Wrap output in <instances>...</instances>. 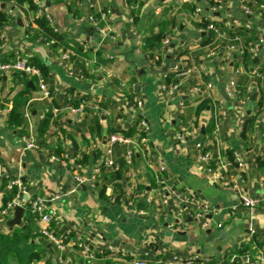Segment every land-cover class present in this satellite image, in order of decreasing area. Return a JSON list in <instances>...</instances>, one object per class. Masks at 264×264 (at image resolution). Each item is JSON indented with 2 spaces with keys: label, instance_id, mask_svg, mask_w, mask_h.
I'll return each instance as SVG.
<instances>
[{
  "label": "crops",
  "instance_id": "1",
  "mask_svg": "<svg viewBox=\"0 0 264 264\" xmlns=\"http://www.w3.org/2000/svg\"><path fill=\"white\" fill-rule=\"evenodd\" d=\"M36 1L40 11L50 16V24L56 32L66 33L84 48L92 49L91 56L96 57L95 51H98L102 57L111 58L105 64L110 73L103 74L96 64V78L84 79L78 70L79 62L64 59L62 54L65 52L55 54L52 51L32 23L33 13L26 2L6 0L1 4L0 9L10 15L13 22L1 29L0 60L12 57L17 51L26 60L33 57L47 61L49 74L56 85L53 101L60 106L51 117L49 127L53 136L46 139L45 145L37 138L36 125L40 111L48 102L35 99L36 80L33 78V87L30 86L31 92L27 93L31 98L21 108V126L7 127V112L23 85L14 73L0 74V208L9 190L7 179L19 178L25 187L21 223L11 228L0 225V232L11 235L27 224L24 215L31 214L27 208L29 201L43 195L46 210L56 221L53 224L56 233L65 237L62 251L65 264H134L135 260L165 264L170 257L180 260L206 258L208 264H245L246 255L249 264H264V169L258 171L255 163L257 156H264V102L257 110L259 91L255 88L247 94L248 97L240 98L236 83L242 84L240 79L245 68L239 55L232 53L223 59L220 48L210 53L208 45H201L205 34L191 23L194 15L191 17V13L179 8L184 3H192L200 16L218 26H245L255 36L252 42L254 61L248 66L261 69L264 84V17L247 6L254 3L251 0H189L176 6L173 4L175 0H137L135 5L130 3L131 0ZM69 4L77 7L72 6L69 10ZM132 9L137 16L134 25ZM179 10L177 27L171 30L167 36L168 44L161 49L164 55L162 67L151 65L141 47L142 38L157 27L159 20ZM101 12H107L102 25L104 33L86 21L89 15H100ZM183 49L189 54L177 58V52ZM178 68H187L188 72L178 76L175 92L164 94L165 74ZM230 82L235 84L233 90L229 89ZM207 83L211 84L209 94L212 100H223L224 114L219 121L216 139H212V130L208 126L213 106L197 111L198 104L207 95ZM133 89L142 101L140 107L131 100ZM70 91L73 98L85 97L89 105L101 99L109 102L106 108L111 111L110 115L102 123H99V114L89 107L81 114L73 115L67 108V98H64ZM253 93L254 99L251 100ZM115 107L123 118H116L118 110ZM26 109L30 112V121L23 119ZM248 115L255 116V121L253 129L242 139L240 130ZM112 119L113 127L124 128L137 125L139 119H144L148 125L150 148L162 161L166 177L212 209L200 212L198 217L195 216L197 209H192V215L186 216L164 211L159 201L161 189L153 171L138 154H135L132 167L123 164L120 177L106 169L102 171L106 178L102 184L96 187L78 184L76 174L90 177L97 166L100 157L95 156L101 154ZM93 121H97L101 128L100 136L89 129ZM29 125L37 138L31 148L25 144ZM182 127L198 128L200 135L201 128L203 132L206 128L207 144L214 145V148L228 147L239 154L243 167L238 172L233 171V183L228 187L221 186L203 165L196 162L191 151L193 143L175 141V134ZM130 136L135 139L137 132L133 130ZM56 146L64 149L66 161L51 157ZM128 147L117 144L115 159H123ZM84 155L86 162L81 164ZM131 169L135 171L133 178L129 175ZM128 185L135 192L152 198L149 204L140 201L141 214L131 213L122 201L111 196L116 191L123 193ZM102 186L110 187V194L104 189L109 198L100 195ZM242 197L254 199L256 203L252 210L242 204ZM12 217L13 211L6 220ZM249 226L257 235L254 239L248 237ZM37 230L35 221L28 223L27 239L33 248L44 250V256L29 264H64L56 261L59 251ZM78 241L88 245L95 253L93 258L87 259L80 253L75 245ZM241 244L249 246L244 253L232 251ZM108 247H113V251ZM233 255L236 258L230 262Z\"/></svg>",
  "mask_w": 264,
  "mask_h": 264
},
{
  "label": "built area",
  "instance_id": "2",
  "mask_svg": "<svg viewBox=\"0 0 264 264\" xmlns=\"http://www.w3.org/2000/svg\"><path fill=\"white\" fill-rule=\"evenodd\" d=\"M6 0H0V7L1 4ZM189 0H175L174 5L179 6L183 2H188ZM34 2L38 6V2L34 0ZM36 10V15H43L49 22L50 16L46 13H42L39 9ZM192 15H194V20H206L205 27L199 28L204 34L205 37L208 35L209 32L214 34L213 42L217 41L218 47L222 51V58H228L232 53L240 55L242 52L241 46V36L234 35L233 37H228L224 30L220 29L216 23L207 20L206 18L202 17L198 13V8H194ZM99 19L106 20L107 19V12H101L99 15ZM82 21V19H81ZM86 21L89 22L97 31L100 33H104L102 30L103 28L97 24V20L94 15H89L86 18ZM2 36V35H1ZM0 36V37H1ZM222 41V43H221ZM169 40L168 37L162 40L161 49L164 48L168 44ZM51 44V42H48ZM216 48V49H217ZM214 49V50H216ZM214 50H210L212 53ZM64 59H68L69 52H65L62 54ZM96 57L91 56L90 58L85 59L82 64L78 67L80 70L81 67H84L90 71L94 72V65H96ZM97 68L103 72V74H109L110 70L106 67V65H99L97 64ZM188 72L187 68L183 69L178 76L184 75ZM12 73H21L28 75L31 78L36 80V100H43L51 104L53 101V95L50 91V85L43 79L41 71L35 65L28 63V61L23 58L19 52H15L12 57L6 60H0V74H12ZM250 77H255L257 79V85H253L251 82L246 86L247 94H250L252 89L261 92L264 94V84L262 82L261 73L255 69H252V72L249 74ZM55 83H53V92H55ZM234 82H230L229 89H234ZM178 85L171 84L168 87L163 86L164 94H170L176 91ZM206 93L204 98H208L211 101L213 106V114L212 119L214 121V125L211 131L212 139H216L218 130H219V121L222 119V115L224 114L223 111V100L215 101L212 100L209 91L211 88V84L207 83L205 85ZM196 90L195 88H192ZM231 93V92H228ZM79 99V103L76 106L71 105L68 100L67 108L70 112L77 116L84 112L85 108L89 107L91 110L99 114V123L105 120V117H108L111 111L108 108H101L98 105L99 100L94 101L91 105L88 104L87 99L85 97L79 95L77 97ZM131 100L137 107L142 105V101L138 99L135 90L133 89L131 92ZM116 110L119 111L118 108L115 107ZM50 110L52 115L59 110V107L56 106H46L43 110L40 111L38 118H42L43 115ZM121 111V110H120ZM102 116V118H100ZM23 119L25 121H30V112L28 109L25 110L23 114ZM120 120V119H119ZM211 120V119H210ZM137 128L142 135L137 136L135 139L131 136H124L120 133H109L105 139L101 149V156L100 160L92 170L90 177H84L83 175L76 174L75 180L78 184H90L92 187H96L100 183L106 181V178L103 176V172L101 170V166L104 165V170L106 169L114 173L115 170L118 168L117 162L114 155V149L117 144H126L129 147L126 149L123 157V164L127 165V167H132L134 162L135 154L141 155L142 161L148 167H150L153 171L154 179L161 189L159 193V201L160 205L163 207L164 211L171 210L177 216H186L192 215V209H197L198 213H195V216H200V212H204L207 210H211L212 207L208 204L202 203L196 198L193 193L185 191L181 189L173 180L166 177L165 175V168L162 161L154 156L153 151L150 148L148 142V125L144 119H139L137 123ZM27 136L25 137V144L28 148L34 147L37 142V138L35 132L33 131L31 125H29ZM200 135L199 129H189L182 127L179 131L175 134V141L178 143H185L190 141L193 143L191 146V151H193V156L197 163L203 165L205 167L206 172L212 174L215 180L221 184L223 187H228L234 181L233 171L238 172L240 168L243 167L242 160L237 152L233 153V160L235 162V166L231 164V161L226 159L223 155H221L220 150L221 148L207 149L205 147L207 143L201 142V139L198 138ZM66 156V154L64 155ZM53 159L57 160L58 158L55 155L51 156ZM59 160V159H58ZM214 161V164L211 165L210 161ZM129 175L133 178L135 176V171L133 169L130 170ZM7 188L8 189H16L15 195L5 203L4 206L0 208V220L5 221L7 216L10 212H12L16 207L23 206L24 201L22 199V194L25 192V187L20 181L19 178H9L7 179ZM105 192L110 194L108 190L110 189L109 186L104 187ZM135 189L132 186H126L123 193L120 195L118 191H116L115 195H111L112 198L119 199L122 201L127 209L131 213L141 214L143 213V209L140 207V201L145 200L146 203L151 202L152 198L145 196L144 194H140L134 191ZM144 198H141V197ZM254 199L249 197H242V204L245 207H248L250 210L253 209L255 205ZM149 204V203H148ZM28 209L31 215L33 216L34 221L38 225V234L44 237L52 246H54L58 251L59 254L56 258V261L59 263L65 264V259L62 255V251L65 249L64 243V236H60L56 233L53 224L56 222L54 217L49 214L46 210V200L43 195H37L32 198L28 203ZM248 237L254 239L257 237L254 229L252 226L248 227ZM264 240V236L262 237ZM76 247L79 249L80 253L87 259H91L94 257L95 253L90 250L88 245L84 242L78 241L75 243ZM110 250L113 251V247H108ZM100 253L103 250L99 251ZM233 258H236L235 255L231 257L230 262L233 261ZM246 259L245 264L248 263L247 255L244 256ZM208 259H187V260H180L176 257H170L165 261V264H207ZM134 264H147L144 260H135Z\"/></svg>",
  "mask_w": 264,
  "mask_h": 264
},
{
  "label": "trees",
  "instance_id": "3",
  "mask_svg": "<svg viewBox=\"0 0 264 264\" xmlns=\"http://www.w3.org/2000/svg\"><path fill=\"white\" fill-rule=\"evenodd\" d=\"M19 3L26 2L28 4V8L30 11H32V23L37 27V30L40 34L43 35L45 41L51 42L50 46L52 51L57 54V52H69L68 60L70 61H77L81 65L82 62L91 57V53L93 52L92 49H86L84 48V45L82 43L77 42L76 40L69 37L66 33H58L55 31L53 26L50 24V22L43 16V15H36L35 12L38 9L37 4L34 2V0H16ZM132 5H135L137 0H131ZM254 5L250 2L248 3V7L252 8L253 11H256L260 13L264 17V0H251ZM213 4V2H211ZM77 7L75 4H69L68 9L72 10L73 7ZM170 7H167L168 9ZM181 10L188 11L191 13L194 9V4L192 3H184L181 7H179ZM173 9V8H170ZM76 13V10L74 11ZM132 21L133 25L137 22V16L135 15V11L132 9ZM180 10L174 13H171L168 17L165 19L159 20L156 23V28L149 34H146L142 40H141V47L145 51L148 60L150 61L151 65H154L156 67H162V62L164 55L161 53V46H162V40L166 38L172 29L177 27L178 22V15H180ZM97 24L102 27L103 20L99 19V15H94ZM13 22V19L10 17V15L6 14L0 9V36H1V29L4 26H7ZM191 23L196 28H202L206 25V20H191ZM220 29L224 30L228 37H233L234 35H240L241 39V46H242V52L239 55L240 63L245 68V73L243 74L242 78L240 79L241 85L236 83V89L238 90L240 98H243L247 96V90L246 86L249 82H251L253 85H257V79L255 77H250V73L252 72V68L248 66L250 63H253L254 61V55H253V45L252 42L255 40V36L245 27V26H238L235 28H226L222 25H220ZM29 29H26L28 32ZM214 34L209 32L208 35L201 41V45L209 46V49L214 50L218 47L217 41L213 42ZM0 43H1V37H0ZM222 43V41H221ZM188 55L189 52L187 49L179 50L176 54V57L179 58L181 55ZM96 55V62L99 65H105L107 62L111 61V58L102 57L98 51H95ZM192 55V53L190 54ZM28 63L35 65L39 68L41 71L43 79L50 85V91L53 92V83L54 79L49 74V64L47 61H43L37 58L29 57L27 59ZM262 68H264V63L262 65ZM182 68H178L176 71L171 73H166L164 77V84L165 87H168L171 84H177L179 82L178 74L182 71ZM257 71H261V69H258ZM79 73L84 79L94 80L96 76L94 75L93 71H90L84 67H81L79 70ZM16 74L19 82L23 85V89L16 95L13 101L12 108L7 112L6 115V126L9 128H15L20 127L22 123V113L21 108L26 104V102L31 98V96H27V93L31 92V88L28 85V82L31 80L33 83L34 79L29 77L28 75L21 74V73H14ZM192 85V84H191ZM72 91L67 93L64 98H67V100L70 101L71 105L76 106L79 103L78 98H73ZM21 96V98H20ZM248 97V96H247ZM264 102V94L259 92V96L257 98L256 102V109L259 110ZM56 106L59 107L60 104L52 101L51 104H47V106ZM99 107L106 108L109 105V102L104 101L101 99L98 102ZM212 106L210 100L208 98H204L200 101V103L197 106V111L205 108H210ZM116 118H123L124 115L117 111L115 113ZM52 117V112L48 110L42 118L39 119L37 125H36V131H37V138L41 140L42 142L47 144L45 141L47 138H50L53 136V132L51 131L49 127V123ZM114 119L111 120V125L108 129L110 133H120L124 136H130L132 135L133 130L137 132V136L142 135L140 131H138L137 125L134 124L131 127H113ZM255 121V116L248 115L240 130V136L242 139H245L248 131L253 129ZM214 121L213 119L209 122V127L213 128ZM89 129L91 131H94L97 135L100 136V126L97 121H93L89 124ZM208 130L206 128L204 129V132L201 133V142L206 143V133ZM207 149H215L214 145L207 144L205 147V150ZM54 155L61 161H66V157L64 149H62L60 146H56L53 151ZM221 155H223L226 159L231 161V164L235 166V162L233 160V150L231 148H224L220 150ZM101 154L97 153L95 157H100ZM86 156L84 155L81 164H85ZM118 168L115 170L116 177H120V172L123 167V159H116ZM255 163L258 171H262L264 169V156H257L255 158ZM210 164L213 165L214 161H210ZM104 165L101 166V170L103 171ZM7 182V180H6ZM7 187V184H6ZM16 193V189L12 188L5 193L3 205L7 201H9ZM120 195L122 194V191H119ZM100 195L108 197L105 195L104 192V186L100 189ZM109 198V197H108ZM25 204V203H24ZM141 207V206H140ZM28 208V207H27ZM29 210V209H28ZM24 219L30 223L33 220L32 215L28 213V215H24ZM28 223L23 225V227L18 228L17 231H13L10 235L9 233H3L0 232V264H29L35 260L40 259L44 256V250L39 248H33L30 243V240L27 239V228ZM25 241H28V243H25ZM248 245H242L239 248H234L232 251L237 253H244L248 249ZM14 259V260H13ZM209 263V261H208ZM207 263V264H208Z\"/></svg>",
  "mask_w": 264,
  "mask_h": 264
},
{
  "label": "water",
  "instance_id": "4",
  "mask_svg": "<svg viewBox=\"0 0 264 264\" xmlns=\"http://www.w3.org/2000/svg\"><path fill=\"white\" fill-rule=\"evenodd\" d=\"M167 66L163 67L161 70L164 71L166 69ZM28 85L33 87L32 82L29 81ZM221 93L222 95L225 97V99H227V97L224 94V90L221 88ZM250 99L253 100L254 99V93L250 95ZM203 132V127L201 128V133ZM23 207L22 206H18L13 210V217L5 220V221H0V225H6L7 227L11 228L14 225H19L21 223V217H22V212H23Z\"/></svg>",
  "mask_w": 264,
  "mask_h": 264
}]
</instances>
